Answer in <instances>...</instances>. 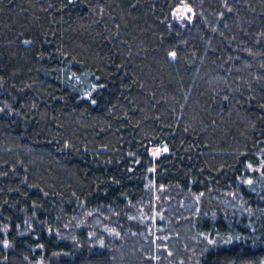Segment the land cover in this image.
<instances>
[{
  "label": "trees",
  "instance_id": "trees-1",
  "mask_svg": "<svg viewBox=\"0 0 264 264\" xmlns=\"http://www.w3.org/2000/svg\"><path fill=\"white\" fill-rule=\"evenodd\" d=\"M0 264H264V0H0Z\"/></svg>",
  "mask_w": 264,
  "mask_h": 264
},
{
  "label": "rangeland",
  "instance_id": "rangeland-1",
  "mask_svg": "<svg viewBox=\"0 0 264 264\" xmlns=\"http://www.w3.org/2000/svg\"><path fill=\"white\" fill-rule=\"evenodd\" d=\"M174 16L177 20H191L193 17V11L188 6L179 7L175 12ZM161 150H154L153 156H159Z\"/></svg>",
  "mask_w": 264,
  "mask_h": 264
}]
</instances>
